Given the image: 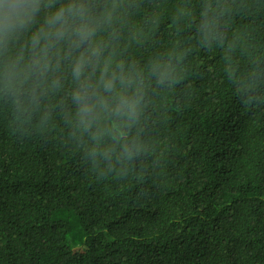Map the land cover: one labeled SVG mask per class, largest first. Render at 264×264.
<instances>
[{
	"label": "trees",
	"instance_id": "trees-1",
	"mask_svg": "<svg viewBox=\"0 0 264 264\" xmlns=\"http://www.w3.org/2000/svg\"><path fill=\"white\" fill-rule=\"evenodd\" d=\"M96 2L112 12L107 52L142 72L139 122L118 131L98 109L84 131L66 61L36 104L31 82L23 95L0 83V264H264V0ZM206 4L211 43L197 29ZM44 20L0 71L28 63ZM157 62L172 69L164 84Z\"/></svg>",
	"mask_w": 264,
	"mask_h": 264
},
{
	"label": "clouds",
	"instance_id": "clouds-1",
	"mask_svg": "<svg viewBox=\"0 0 264 264\" xmlns=\"http://www.w3.org/2000/svg\"><path fill=\"white\" fill-rule=\"evenodd\" d=\"M54 3L55 0H0V55L10 42L31 32L40 13H45L43 25L29 39L32 57L23 67L22 56L5 63L0 71V83L8 91L23 95L24 85L31 82L35 88L27 90L28 100L36 104L40 97L36 89L66 61L74 85L76 118L84 131L98 118V109L108 113L118 131L121 126L131 129L142 113L144 79L141 71L116 61L99 39L100 31L112 19L111 10L108 7L99 10L96 0H63L53 11ZM197 29L205 43L218 39V21L209 4L201 13ZM149 72L158 84H164L172 69L169 64L157 62L150 65ZM58 83L53 81V86ZM123 138L122 131L113 137L117 142ZM138 151L134 142L123 147L128 159Z\"/></svg>",
	"mask_w": 264,
	"mask_h": 264
}]
</instances>
